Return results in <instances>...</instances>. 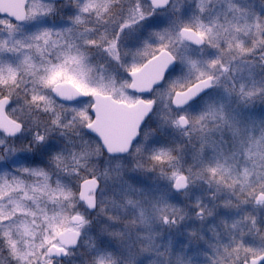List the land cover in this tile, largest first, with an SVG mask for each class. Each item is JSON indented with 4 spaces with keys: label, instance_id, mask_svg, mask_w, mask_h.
<instances>
[{
    "label": "snow or ice",
    "instance_id": "1",
    "mask_svg": "<svg viewBox=\"0 0 264 264\" xmlns=\"http://www.w3.org/2000/svg\"><path fill=\"white\" fill-rule=\"evenodd\" d=\"M0 264H264V0H0Z\"/></svg>",
    "mask_w": 264,
    "mask_h": 264
}]
</instances>
